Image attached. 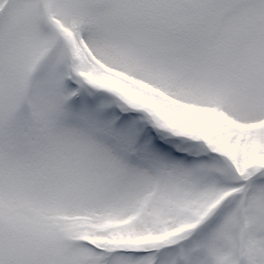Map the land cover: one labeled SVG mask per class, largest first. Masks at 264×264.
I'll list each match as a JSON object with an SVG mask.
<instances>
[{
  "label": "snow or ice",
  "instance_id": "6c2138e0",
  "mask_svg": "<svg viewBox=\"0 0 264 264\" xmlns=\"http://www.w3.org/2000/svg\"><path fill=\"white\" fill-rule=\"evenodd\" d=\"M0 264H264V0H0Z\"/></svg>",
  "mask_w": 264,
  "mask_h": 264
}]
</instances>
